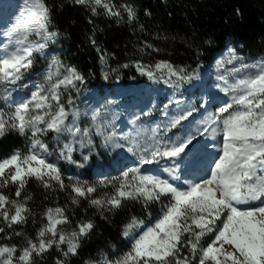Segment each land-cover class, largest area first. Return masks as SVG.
<instances>
[{
    "label": "snow or ice",
    "instance_id": "obj_1",
    "mask_svg": "<svg viewBox=\"0 0 264 264\" xmlns=\"http://www.w3.org/2000/svg\"><path fill=\"white\" fill-rule=\"evenodd\" d=\"M72 2L90 7L93 14L100 7L109 15H120L113 10L109 0ZM25 11L27 18L19 19L3 33L7 43L0 55V86L4 89L2 98L5 102L12 100V94L18 88L27 87L20 82L32 72L36 56H44L49 43L54 44L58 35L48 30L51 16L44 0H27ZM125 11L130 20L135 19L136 13L131 7L125 6ZM33 36L38 39L33 41ZM229 53L227 63H239L217 76L219 83L216 87L225 96H230V100L219 108L217 115L203 121L201 134L209 133V130L213 138L217 133L222 134L220 154L213 158L205 173L208 178L189 183L186 189H182L169 179L143 175L136 167L124 171L118 185L112 180H100V186H114V192L99 199L93 196L97 192L96 186L78 181L71 185L73 204L84 198L92 206L107 207L109 211L120 209L127 201L140 202L147 209L149 204L160 201L161 197H170L153 225L144 227L143 220L132 217L122 232L123 237L131 238L130 251L116 260L105 258L103 264H192L195 259H198V264H264V58L249 64L236 56L234 49L230 48ZM217 67H223V62ZM136 70L149 81H162L174 89H179L183 82L199 78L198 69L189 72L186 68H177L164 61L154 67L137 64ZM84 83V75L75 67L65 66L52 56L43 74V82L36 84L27 98L16 102L10 112L0 109V138L14 131L20 136L30 135L32 140V151L27 155L15 152L0 159V188L16 185L15 195L20 197L32 178L40 181L45 188L52 187L51 181H55L61 189L65 187L60 169L55 163L48 162L51 152L41 137L53 133V139L59 140L64 133H70L72 143L64 144L60 150V158L69 162H74L72 153L76 151L77 143L81 149L92 147L90 139L87 142L82 139L88 136L89 130L82 131L77 125L81 113L73 107L74 101L69 98L66 104L61 102L66 92L79 91ZM176 103L179 105L182 102ZM8 106L11 108V104ZM196 111V107L186 106L169 127L182 126L184 121L191 123L190 118ZM92 120L96 134L103 136L106 143L115 138L114 132L111 135L104 132V124L98 114L93 113ZM194 139L191 135L184 138L177 136L175 140L169 138L168 142H164L163 137L157 138L153 134L152 142L140 149L142 153H148L147 156H140V164L169 161L172 166L165 171L170 180L178 181L177 161L194 162ZM135 148L133 144L128 152L136 155ZM255 202L259 203L254 207H240ZM30 214L31 209L26 203L10 200L0 192V220L8 228L26 223ZM45 217L47 223L38 231L36 240L29 239L27 246L19 250V255L16 247L0 246V264H33L34 256L42 257L53 247L64 257L57 264H66L69 257L78 255L81 241L88 238L95 228L92 221L86 220L66 232L58 226L67 225L70 221L65 210L59 207L48 209ZM141 228L144 230L137 235ZM3 232L4 228L0 227V233ZM15 235L21 233L16 232ZM204 237H209L206 244L201 243ZM64 245L66 250L62 247ZM184 249L188 250V256L183 254Z\"/></svg>",
    "mask_w": 264,
    "mask_h": 264
},
{
    "label": "trees",
    "instance_id": "obj_2",
    "mask_svg": "<svg viewBox=\"0 0 264 264\" xmlns=\"http://www.w3.org/2000/svg\"><path fill=\"white\" fill-rule=\"evenodd\" d=\"M18 0H0L11 4ZM20 1V0H19ZM113 10L120 13L112 16L98 7L93 14L90 7L77 5L72 0H44L50 9L49 31L57 32L55 43L49 49L54 56L71 63L85 77L84 90L111 88L114 84L126 86L143 83L146 76L140 75L136 65L154 67L164 61L189 72L201 66H209L231 43L240 45L244 54L264 56V0H109ZM125 6L131 7L135 19H129ZM239 9V15H237ZM147 13V14H146ZM33 41L38 37L33 36ZM149 45L151 47H149ZM99 49V51H98ZM103 57V59H102ZM123 65H128L127 68ZM107 73V79H105ZM50 144L49 140H44ZM30 141L18 133L0 138V155L11 156L15 151L29 153ZM97 180H99L97 178ZM93 186L95 198H103L111 191ZM10 200L26 203L31 209L27 222L8 228L0 220V246H27L29 239L36 240L38 231L46 222L45 213L57 207L65 210L71 228L90 220L95 228L90 236L81 241L77 256L69 257L66 264H87L99 260L114 248L123 256L131 244L123 239V229L132 217L146 219L157 212L158 203L149 204L127 201L116 211L107 207L97 208L88 200L80 198L72 203L74 193L59 185L45 188L32 178L16 197V185L0 188ZM10 207V206H9ZM16 232L21 235H15ZM65 248V246H62ZM183 254L189 255L187 249ZM64 257L55 247L42 257H33V264H57ZM198 264V259L192 261Z\"/></svg>",
    "mask_w": 264,
    "mask_h": 264
},
{
    "label": "rangeland",
    "instance_id": "obj_3",
    "mask_svg": "<svg viewBox=\"0 0 264 264\" xmlns=\"http://www.w3.org/2000/svg\"><path fill=\"white\" fill-rule=\"evenodd\" d=\"M26 6L27 0L17 1L14 4H0V55L4 53V45L7 43V37L3 33L10 30L19 19L27 18ZM230 48L234 49L236 56L242 57L245 63H255L264 58V56L253 57L244 54L240 51V45L230 43L209 66L197 68L199 70L198 79L183 82L179 89L171 88L162 81L154 83L147 80L143 83H132L126 86H122L120 83L117 85L114 84L112 88L107 89V87H104V91H100L97 88L84 90L83 85H81L79 91L69 90L66 92L61 102L66 104L69 98L74 101L73 107L81 113L80 119L76 122L77 125L82 131L85 129L89 130L88 136L82 137V139L85 142L90 139L92 147L81 149L77 143L75 145L76 151L72 153V160L74 162H69L60 158V150L64 144L72 143L70 133H64L59 140L53 139V133L41 137L43 141L46 139L50 141L48 146L51 155L47 159L48 162L55 163L60 169L65 187L71 190V185L77 181L93 186L100 180H112L118 185L122 173L136 167L140 168L141 174L143 175H155L161 179H169V182L182 189H186L189 183H198L203 178H208L205 176V173L211 166L213 158L220 154L222 134L217 133L215 138L210 134V130L209 133L201 134L203 121L217 115L219 108L230 100V96H225L216 87L219 83L217 76L232 69L239 63V61L235 64L227 63L230 57ZM8 50L11 51V47ZM58 52L60 53L61 51L54 52L48 48L44 56H36V62L32 72L28 73L24 80L20 82L23 85H27V87L18 88L17 91L13 92L12 100L8 102L4 101L2 98L5 95L4 89L0 86V109L8 113L14 109L16 102L22 98H27L30 92L34 90L35 85L43 82V74L50 62V57ZM57 58L65 66L73 67L66 60ZM220 62H223V67L218 69L217 65ZM229 79L231 80L232 78L230 77ZM152 93L158 94V100H153L151 106L137 112L135 117L131 116V110L140 104V102L149 98ZM177 101H181L182 103L177 105ZM9 104H11V108L8 106ZM186 106H192L198 109L194 113L193 118H190L192 122L184 121L182 126L170 128L169 125L171 122L180 115L181 110ZM93 113L99 115L100 121L104 124L103 130L106 134L111 135L113 132L115 133V138L112 141L106 143L103 136L96 134L94 121L92 120ZM10 133L16 132L9 131L5 135ZM153 134H156L157 138L163 137L164 142H168L169 138L175 140L177 136L181 138L188 135L194 136L195 139L193 142L195 143L193 144L196 145L194 156L198 153H201L202 156L208 155L209 165L196 169L191 166L193 163L192 160H185L184 162L177 161L179 164V175L183 173L187 164L193 169L192 173L187 174L183 180L179 179L178 181L170 180L167 171H165L166 168L172 166L169 161H161L159 164L141 165L140 156L142 154L147 156L148 153H142L140 149L144 145L152 142ZM22 137L26 141H30L29 152L32 151L30 135ZM77 139L81 138L78 137ZM133 144L136 145V155L128 152V148L133 146ZM15 152H20L21 155L28 154L23 151ZM85 156L88 158L85 159ZM7 157L0 155V159ZM159 169H162L163 172H160ZM191 176H193V180L191 182L187 181L188 177ZM50 183L52 187L58 185L55 181H51ZM99 188L111 191L105 197L114 192V186L111 185L107 188L102 186ZM169 199L170 197H161L160 201L157 202V212L154 215H149L146 219H141L144 221V227L151 226L155 223V220L161 215V209L168 203ZM258 203L241 205L240 207H254ZM58 227L63 228L66 232L74 230L68 224ZM143 230L144 228L139 229L136 234L138 235ZM47 238L45 237V239ZM123 239L131 244V238L126 239L123 237ZM208 240L209 237H204L201 243L206 244ZM64 246L66 247V245ZM120 257L122 256L119 255L118 249L114 248L109 254H104L99 260L94 261L93 264H103L105 258L108 260H116Z\"/></svg>",
    "mask_w": 264,
    "mask_h": 264
},
{
    "label": "bare ground",
    "instance_id": "obj_4",
    "mask_svg": "<svg viewBox=\"0 0 264 264\" xmlns=\"http://www.w3.org/2000/svg\"><path fill=\"white\" fill-rule=\"evenodd\" d=\"M26 1V0H24ZM18 2H21L18 1ZM157 98L158 97V94L157 93H152V95H150L149 98H147L145 101L143 102H140V104L136 105L132 110H131V116L135 117V115L137 114V112L139 111H142L143 108H148L149 106H151V104H153V100H158ZM154 101V102H155ZM193 162V161H192ZM209 161H208V155H204L202 156L201 153H198L196 156H194V162L192 163L191 166L195 167L196 169L199 168V167H206L209 165ZM188 164L185 166V170L183 171V173H181L179 176H180V179H184V177L189 174V173H192L193 169L191 167H187ZM160 172H163L162 169H159ZM193 180V176L191 177H188L187 181L191 182ZM181 181V180H180ZM185 183V181H184ZM182 183V184H184ZM181 184V185H182Z\"/></svg>",
    "mask_w": 264,
    "mask_h": 264
},
{
    "label": "water",
    "instance_id": "obj_5",
    "mask_svg": "<svg viewBox=\"0 0 264 264\" xmlns=\"http://www.w3.org/2000/svg\"><path fill=\"white\" fill-rule=\"evenodd\" d=\"M193 143H195V142H193Z\"/></svg>",
    "mask_w": 264,
    "mask_h": 264
}]
</instances>
